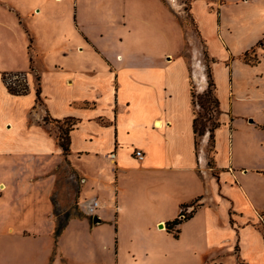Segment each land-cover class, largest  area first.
<instances>
[{
  "label": "crops",
  "instance_id": "0c3cea01",
  "mask_svg": "<svg viewBox=\"0 0 264 264\" xmlns=\"http://www.w3.org/2000/svg\"><path fill=\"white\" fill-rule=\"evenodd\" d=\"M237 1L247 14L264 20V0ZM155 2L173 14L163 0ZM133 15L145 32L156 28L150 12ZM259 23L246 48L264 38V21ZM167 45V40L163 45L153 40L119 43L97 50L99 61L84 66L81 61L64 66L32 60L28 89L20 94L3 82L6 98L23 104L19 121L4 120L6 137L0 139V239L17 240L16 264H158L161 241L173 238L166 221L178 216L182 204L190 208L200 201L197 210L221 194L214 166L207 165L204 151L195 153L184 46L180 43L173 54ZM75 50H82L80 44ZM260 50L253 66L264 77V48ZM194 82L202 91L206 76L196 75ZM183 90L186 104L177 100ZM3 110L13 113L7 106ZM64 124H69L66 151L54 133ZM135 148L143 151L142 160L134 157ZM66 161L81 176L82 215L68 217L55 235L53 199L57 195L61 205ZM231 166L228 162L227 171ZM248 171L240 167V172ZM241 192L252 203L247 190ZM83 197L87 200L81 204ZM93 199L100 205L91 216L87 207ZM44 236L51 238V247L39 259L25 258L34 252L27 247L29 240ZM146 257L155 258L145 262Z\"/></svg>",
  "mask_w": 264,
  "mask_h": 264
},
{
  "label": "rangeland",
  "instance_id": "374dc122",
  "mask_svg": "<svg viewBox=\"0 0 264 264\" xmlns=\"http://www.w3.org/2000/svg\"><path fill=\"white\" fill-rule=\"evenodd\" d=\"M163 1L174 15L155 0H0V108L13 109V113L0 111V139L6 137L4 120L19 121L17 115L23 105L20 99L6 98L3 82L27 90L26 74L32 60L64 66L81 61L84 66L99 61L97 50L119 43L153 40L163 45L167 40L173 54L181 43L195 93L207 87V77L202 91L194 80L200 72L206 76L209 65L220 101L221 125L214 132L215 153L208 132L199 137L197 153L204 151L207 165L214 166L211 171L220 178L214 182L220 185L221 194H215L214 203L200 209L196 210L200 201L180 209L184 214L193 209L192 216L182 221L176 236L172 232L173 238L161 241L157 263L264 264V77L259 67L253 66L260 61L264 38L246 48L261 27L259 21L262 24L264 20L247 14L237 0ZM141 10L151 13L155 29L142 30L139 18L133 15ZM77 44L82 47L78 52ZM21 69L27 72L17 71ZM177 100L186 104L187 92H180ZM194 108L209 116L197 99ZM205 122L209 125L207 119ZM68 126L54 128L60 141H66ZM66 162L69 171L64 168L60 180L65 190L61 205L57 195L53 199L58 222L82 215L78 204L81 176ZM228 162L232 165L229 171ZM240 167L247 168L248 173L240 172ZM211 184L214 186L213 181ZM243 188L252 203L241 192ZM51 241L49 236L29 240L31 245L27 247L34 252L25 258L39 259L51 247ZM17 250L16 239H0V264H16ZM154 258L146 257L145 262Z\"/></svg>",
  "mask_w": 264,
  "mask_h": 264
},
{
  "label": "trees",
  "instance_id": "16d2710c",
  "mask_svg": "<svg viewBox=\"0 0 264 264\" xmlns=\"http://www.w3.org/2000/svg\"><path fill=\"white\" fill-rule=\"evenodd\" d=\"M31 41V38H30ZM31 67V66H30ZM206 77H207V87L201 92V93H195V90L193 89V81L190 77V104H191V110H192V132L194 137V148L195 153L197 154V147L199 144V137L203 136L206 132H208V140L210 143V148L214 150L215 153V139H214V132L215 130L221 125V121L219 119L221 110H220V101L215 93V83L211 75V68L208 65L206 68ZM7 89L11 93L20 94L26 91L25 89L18 90L12 87L11 85L6 84ZM36 95L39 96V90L36 89ZM196 99L199 101V105L204 111L209 113L208 117H205L201 115L198 111L195 110V102ZM209 121V125L205 122V119ZM60 144L64 151L67 149V137L66 141L64 140L60 141ZM209 164V163H208ZM210 166V165H209ZM187 204H182V207H186ZM264 213V207L262 209ZM193 209L189 212V214H184L182 210L178 213V216L173 218L172 220L166 221V228L167 230H170L174 233L176 236L179 229L176 227L178 224H180L183 220L189 218L192 216ZM230 222H233V219L230 217ZM65 222L61 221L56 224V228L54 231V234L57 235L61 229L63 228Z\"/></svg>",
  "mask_w": 264,
  "mask_h": 264
},
{
  "label": "built area",
  "instance_id": "2783aa9c",
  "mask_svg": "<svg viewBox=\"0 0 264 264\" xmlns=\"http://www.w3.org/2000/svg\"><path fill=\"white\" fill-rule=\"evenodd\" d=\"M133 155L136 159L142 160L144 157V153L141 149L135 148L133 151ZM99 201L97 199H93L89 206L87 207V213L91 216L94 214L95 210L99 207Z\"/></svg>",
  "mask_w": 264,
  "mask_h": 264
},
{
  "label": "bare ground",
  "instance_id": "6f19581e",
  "mask_svg": "<svg viewBox=\"0 0 264 264\" xmlns=\"http://www.w3.org/2000/svg\"><path fill=\"white\" fill-rule=\"evenodd\" d=\"M196 67H197L198 69H200V65H199L198 63H196ZM199 74H200L201 79L203 80V79H204L203 74H202L201 72H200ZM159 124H160V122L157 121V122H156V125H159Z\"/></svg>",
  "mask_w": 264,
  "mask_h": 264
},
{
  "label": "water",
  "instance_id": "95a60500",
  "mask_svg": "<svg viewBox=\"0 0 264 264\" xmlns=\"http://www.w3.org/2000/svg\"><path fill=\"white\" fill-rule=\"evenodd\" d=\"M250 121H252V120L250 119ZM92 218H93V221H98L99 220L98 217H96V216H93Z\"/></svg>",
  "mask_w": 264,
  "mask_h": 264
}]
</instances>
